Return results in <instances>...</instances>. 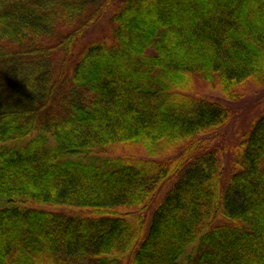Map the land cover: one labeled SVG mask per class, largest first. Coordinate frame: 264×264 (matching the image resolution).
Wrapping results in <instances>:
<instances>
[{"label": "trees", "instance_id": "16d2710c", "mask_svg": "<svg viewBox=\"0 0 264 264\" xmlns=\"http://www.w3.org/2000/svg\"><path fill=\"white\" fill-rule=\"evenodd\" d=\"M250 80L264 0H0V264H264V107L226 139Z\"/></svg>", "mask_w": 264, "mask_h": 264}, {"label": "rangeland", "instance_id": "374dc122", "mask_svg": "<svg viewBox=\"0 0 264 264\" xmlns=\"http://www.w3.org/2000/svg\"><path fill=\"white\" fill-rule=\"evenodd\" d=\"M110 9L105 11L102 16L94 22L85 34V39L110 38L112 22L109 19ZM60 57H57V60ZM195 90L203 94L214 97H221L218 87L210 81H199L195 85ZM264 107V85L248 81L246 85L240 89V97L233 104L234 116L229 124L227 140L234 143L238 140L240 133L245 129L252 117L257 115ZM99 154L121 155L132 154L133 156H145L146 151L140 143L125 142L110 144L106 147L95 150ZM167 185L163 191L167 190ZM31 204L30 201L25 202ZM49 207L48 205H43ZM128 262L129 258L123 259V262Z\"/></svg>", "mask_w": 264, "mask_h": 264}]
</instances>
